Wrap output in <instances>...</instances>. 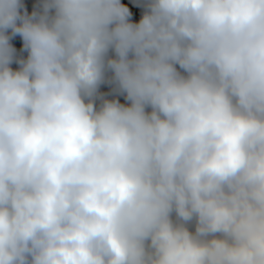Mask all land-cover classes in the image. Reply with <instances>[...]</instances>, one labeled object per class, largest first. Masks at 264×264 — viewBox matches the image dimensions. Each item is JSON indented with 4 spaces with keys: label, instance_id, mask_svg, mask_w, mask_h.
I'll return each mask as SVG.
<instances>
[{
    "label": "clouds",
    "instance_id": "obj_1",
    "mask_svg": "<svg viewBox=\"0 0 264 264\" xmlns=\"http://www.w3.org/2000/svg\"><path fill=\"white\" fill-rule=\"evenodd\" d=\"M144 7L0 0V264H264V0Z\"/></svg>",
    "mask_w": 264,
    "mask_h": 264
},
{
    "label": "trees",
    "instance_id": "obj_2",
    "mask_svg": "<svg viewBox=\"0 0 264 264\" xmlns=\"http://www.w3.org/2000/svg\"><path fill=\"white\" fill-rule=\"evenodd\" d=\"M147 2H148V0H121V3L126 5L129 8L130 13H131L129 19L134 23L138 22L140 20V18L142 17L144 11L146 10L144 5ZM22 3L24 5V9L29 14H31L34 10L38 11V12L42 11L43 0H22ZM9 32H10V30H9ZM10 43L16 49V54H15L16 57L27 58L28 53L23 47V39L19 34L11 36ZM108 55L114 56L115 54L110 49ZM11 67L13 69L19 68V64L16 63L15 59H14L13 63L11 64ZM106 75L110 76L111 73L108 72V73H106ZM114 87L115 86L113 84H110L108 82H104L99 86V91L101 93L106 94V98H108V99L116 98L121 103H127L123 94H120V93L113 91ZM99 103H100V101L98 100L97 104H99Z\"/></svg>",
    "mask_w": 264,
    "mask_h": 264
},
{
    "label": "rangeland",
    "instance_id": "obj_3",
    "mask_svg": "<svg viewBox=\"0 0 264 264\" xmlns=\"http://www.w3.org/2000/svg\"><path fill=\"white\" fill-rule=\"evenodd\" d=\"M177 67H179V66H177Z\"/></svg>",
    "mask_w": 264,
    "mask_h": 264
}]
</instances>
